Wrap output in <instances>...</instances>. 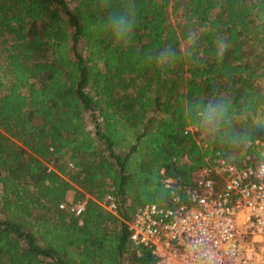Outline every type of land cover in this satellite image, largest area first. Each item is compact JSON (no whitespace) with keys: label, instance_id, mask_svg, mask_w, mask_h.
I'll return each mask as SVG.
<instances>
[{"label":"trees","instance_id":"16d2710c","mask_svg":"<svg viewBox=\"0 0 264 264\" xmlns=\"http://www.w3.org/2000/svg\"><path fill=\"white\" fill-rule=\"evenodd\" d=\"M256 139L264 0H0V264H163L138 207Z\"/></svg>","mask_w":264,"mask_h":264},{"label":"built area","instance_id":"2783aa9c","mask_svg":"<svg viewBox=\"0 0 264 264\" xmlns=\"http://www.w3.org/2000/svg\"><path fill=\"white\" fill-rule=\"evenodd\" d=\"M196 129L190 125L186 131L207 145ZM252 145L257 152L241 163L218 150L210 153L189 183L166 177L169 198L138 207L131 239L150 246L163 264H264V140ZM100 203L120 215L114 194ZM65 205L77 215L85 209V201Z\"/></svg>","mask_w":264,"mask_h":264},{"label":"clouds","instance_id":"9594fccd","mask_svg":"<svg viewBox=\"0 0 264 264\" xmlns=\"http://www.w3.org/2000/svg\"><path fill=\"white\" fill-rule=\"evenodd\" d=\"M122 19H124L122 17ZM136 24V19L135 18H129L125 21V23L122 26H119L115 36L118 39H123L124 43L127 44L129 42V37L132 31L134 30ZM224 48H227V44L225 43L223 45Z\"/></svg>","mask_w":264,"mask_h":264},{"label":"rangeland","instance_id":"374dc122","mask_svg":"<svg viewBox=\"0 0 264 264\" xmlns=\"http://www.w3.org/2000/svg\"><path fill=\"white\" fill-rule=\"evenodd\" d=\"M186 45H187V39H184L183 40V47H186ZM49 162H52L53 163V161H49Z\"/></svg>","mask_w":264,"mask_h":264}]
</instances>
